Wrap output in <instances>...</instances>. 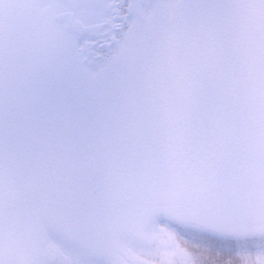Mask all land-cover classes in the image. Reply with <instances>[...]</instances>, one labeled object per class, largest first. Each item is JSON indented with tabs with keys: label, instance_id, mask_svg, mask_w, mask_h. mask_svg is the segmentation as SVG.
Instances as JSON below:
<instances>
[{
	"label": "snow or ice",
	"instance_id": "snow-or-ice-1",
	"mask_svg": "<svg viewBox=\"0 0 264 264\" xmlns=\"http://www.w3.org/2000/svg\"><path fill=\"white\" fill-rule=\"evenodd\" d=\"M0 264H264V0H0Z\"/></svg>",
	"mask_w": 264,
	"mask_h": 264
}]
</instances>
